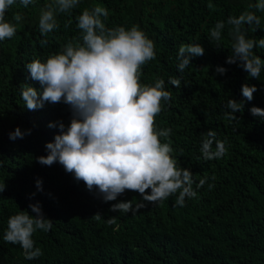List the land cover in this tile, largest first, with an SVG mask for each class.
Here are the masks:
<instances>
[{
    "label": "trees",
    "instance_id": "16d2710c",
    "mask_svg": "<svg viewBox=\"0 0 264 264\" xmlns=\"http://www.w3.org/2000/svg\"><path fill=\"white\" fill-rule=\"evenodd\" d=\"M51 2L33 0L24 7L15 0L5 19L16 25V35L0 41V185L6 186L0 193V264H264V118L250 112L252 107L264 109V70L260 79H252L237 64L226 63L233 42L227 24L219 47L209 41L216 22L226 23L244 11L261 18L257 31L245 26L246 37L264 38V12L250 7L257 0H80L70 14L57 15L58 29L45 37L39 31V17ZM95 7L108 11L107 17L101 16L106 28L130 30L138 25L155 43L156 58L142 66L140 83L154 86L163 79L172 94L170 104L161 102L163 110L155 123L158 131L172 129L171 155L178 167L193 173L197 197L184 207L174 206L176 196H171L162 204H147L135 215L111 212L113 203L132 201L135 206L142 197L126 191L117 201L104 203L58 162L52 166L37 162L48 155L45 145L60 134L58 126L48 125L63 122L67 128L72 112L63 102H45L42 109L29 111L21 85L41 93L43 89L25 65L46 62L69 42L82 43L77 17ZM16 14L23 16L18 24ZM41 40L47 44L42 46ZM197 43L205 54L193 57L191 65L179 72V47ZM254 54L264 60V49L256 48ZM217 66L226 68V75L218 74ZM173 77L181 79L179 88L168 83ZM244 84L258 89L252 101L242 96ZM229 99L244 102L237 121L223 118ZM17 127L30 129L31 134L10 140L9 133ZM210 129L218 140L227 141V152L223 158L205 161L201 134ZM205 177L207 183L197 189ZM37 181H42V191ZM209 184L215 186L209 190ZM36 203L53 227L33 234L43 255L26 260L22 247L7 245L1 237L12 215L27 211L35 216L29 204ZM97 213L103 216L100 221L92 219ZM114 216L115 223L109 225L107 219Z\"/></svg>",
    "mask_w": 264,
    "mask_h": 264
},
{
    "label": "clouds",
    "instance_id": "9594fccd",
    "mask_svg": "<svg viewBox=\"0 0 264 264\" xmlns=\"http://www.w3.org/2000/svg\"><path fill=\"white\" fill-rule=\"evenodd\" d=\"M33 0H20L27 7ZM15 0H0V41L16 35L17 27L6 21L5 16ZM80 0H52L39 17V31L47 36L58 29L57 15L71 13ZM208 7H213L209 2ZM250 7L264 12V0ZM101 16L108 11L101 7L85 9L77 17V27L81 31L82 43L69 42L60 53L50 56L46 62L33 60L25 65L32 80L40 83L42 93L27 84L21 85V98L29 111L42 109L45 102L65 103L70 106V125L63 122L50 123V128L59 127V135L54 142L45 145L47 156H40L37 162L52 166L59 163L76 181H83L90 192H97L104 203L117 201L126 191L137 192L141 203L133 206L132 201L113 203L110 211L135 215L147 204H162L171 196H176L175 205L184 207L197 197L193 189L195 183L191 170L178 167L171 155V128H156L155 117L163 110L162 101L170 104L172 94L165 90V81L157 80L154 86L140 83L141 69L156 58L155 43L139 29L132 26L126 30L122 26L106 28ZM17 24L23 16L16 14ZM228 27L232 39L231 55L226 60L229 65L237 64L252 79H260L264 70V60L254 54V49H264V38L246 37L245 26L254 31L261 29V18L253 11H244L238 17L231 16L227 22L218 21L210 30L209 41L219 47L222 33ZM67 27V25H65ZM47 44L46 40L40 41ZM205 49L201 44H182L177 59L178 71L183 73L193 57H201ZM220 75L227 69L217 66ZM168 83L179 88L181 79L170 78ZM257 87L242 86V96L247 101L254 99ZM226 121H237L238 112H243L244 102L229 99L225 105ZM253 116L264 118V109L252 107ZM31 130L22 131L19 127L9 133V139H23ZM161 138L164 141L162 142ZM215 144V150L213 145ZM227 141L217 139V133L208 130L201 134V153L205 161L223 158L226 155ZM211 179L215 180L213 176ZM208 177L199 180L196 188H202ZM215 185L209 184V190ZM0 185V193L5 190ZM42 191V181H37ZM150 191V194L148 192ZM178 193V195H177ZM35 194H33L34 196ZM147 202V203H143ZM35 216L20 211L8 219L7 230L1 240L9 245H19L26 260H34L43 255L35 247L33 234L37 230L49 232L53 227L51 219H46L39 203L29 204ZM102 214L92 219L100 221ZM116 217L107 219L114 224Z\"/></svg>",
    "mask_w": 264,
    "mask_h": 264
}]
</instances>
